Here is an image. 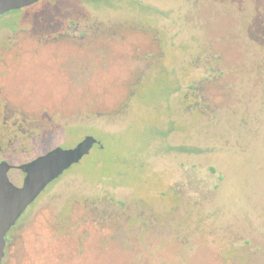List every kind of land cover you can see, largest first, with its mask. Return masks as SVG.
Here are the masks:
<instances>
[{
    "label": "rangeland",
    "instance_id": "rangeland-1",
    "mask_svg": "<svg viewBox=\"0 0 264 264\" xmlns=\"http://www.w3.org/2000/svg\"><path fill=\"white\" fill-rule=\"evenodd\" d=\"M0 36L67 71L48 149L98 141L4 264H264V0H38Z\"/></svg>",
    "mask_w": 264,
    "mask_h": 264
},
{
    "label": "flooded vegetation",
    "instance_id": "flooded-vegetation-1",
    "mask_svg": "<svg viewBox=\"0 0 264 264\" xmlns=\"http://www.w3.org/2000/svg\"><path fill=\"white\" fill-rule=\"evenodd\" d=\"M58 35L69 36L67 33ZM0 42V163L7 164L8 180L20 187L26 165L49 151V105L64 102V94L56 98V93H65L67 71L51 70L44 64L49 59L47 50H15L11 46L16 39L8 36H0ZM25 61L30 63L22 64ZM34 105L38 109H34ZM18 219L6 233L1 264L5 263L7 250L15 240L12 233L18 230Z\"/></svg>",
    "mask_w": 264,
    "mask_h": 264
},
{
    "label": "water",
    "instance_id": "water-1",
    "mask_svg": "<svg viewBox=\"0 0 264 264\" xmlns=\"http://www.w3.org/2000/svg\"><path fill=\"white\" fill-rule=\"evenodd\" d=\"M37 1L0 0V15ZM96 142L98 141L93 136H86L74 147H55L37 157L26 165V175L20 187L8 180L7 164L0 163V264L4 256L5 236L10 227L48 184L79 162Z\"/></svg>",
    "mask_w": 264,
    "mask_h": 264
}]
</instances>
